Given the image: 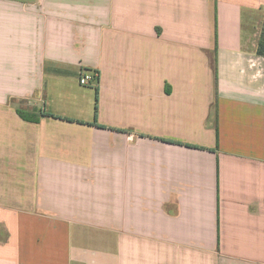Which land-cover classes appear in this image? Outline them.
I'll return each mask as SVG.
<instances>
[{
	"label": "crops",
	"instance_id": "0c3cea01",
	"mask_svg": "<svg viewBox=\"0 0 264 264\" xmlns=\"http://www.w3.org/2000/svg\"><path fill=\"white\" fill-rule=\"evenodd\" d=\"M263 20L0 0V264H264Z\"/></svg>",
	"mask_w": 264,
	"mask_h": 264
},
{
	"label": "trees",
	"instance_id": "16d2710c",
	"mask_svg": "<svg viewBox=\"0 0 264 264\" xmlns=\"http://www.w3.org/2000/svg\"><path fill=\"white\" fill-rule=\"evenodd\" d=\"M256 53L259 57L264 58V20H263L262 26H261L260 37H259L258 42H257ZM96 94H97V89H96ZM95 110H96V108H95ZM18 115L26 121H30V122L36 121V118L31 117V116L25 114L24 112L18 111Z\"/></svg>",
	"mask_w": 264,
	"mask_h": 264
},
{
	"label": "built area",
	"instance_id": "2783aa9c",
	"mask_svg": "<svg viewBox=\"0 0 264 264\" xmlns=\"http://www.w3.org/2000/svg\"><path fill=\"white\" fill-rule=\"evenodd\" d=\"M88 80H89L88 78H82L80 80V83L83 84V85H86L88 83Z\"/></svg>",
	"mask_w": 264,
	"mask_h": 264
}]
</instances>
